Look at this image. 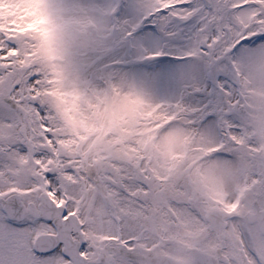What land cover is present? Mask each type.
Here are the masks:
<instances>
[{"label": "snow or ice", "instance_id": "obj_1", "mask_svg": "<svg viewBox=\"0 0 264 264\" xmlns=\"http://www.w3.org/2000/svg\"><path fill=\"white\" fill-rule=\"evenodd\" d=\"M34 3V11H21L15 20L5 23L0 18V38L7 45L0 46V61L7 62L0 63V75L8 77L7 94L0 96V119L10 123L22 114L23 105H31L34 122L40 130L36 139L42 149L35 164L43 167V155L50 154L43 145L47 143L51 149L55 140L49 112L39 101L43 73L36 71L37 65L30 62L34 56L30 51L24 52L19 72H12L13 62L21 56V51L9 31L21 36L34 33L38 38L39 53L52 70L53 79L46 84L62 85L66 76L62 67V25L46 7V0H34ZM81 3L93 17L106 19L115 26L112 32L115 38H123L109 60L141 90L133 91L129 101L149 116L165 104L169 112L183 108L181 115L187 121L184 126L198 128L213 138L205 158L221 159L235 166L246 182L260 188V198L253 203L264 209V147L254 135L247 136L246 144L237 139L253 131L249 113L253 111L251 104L255 103L257 93L264 107V0H81ZM143 90L155 95L161 103L150 104ZM43 91L56 96L65 106L66 114L78 99L75 93L53 92L48 87ZM69 95L74 97L71 102ZM172 122L169 120L165 127ZM167 155L170 163H175L182 153L170 148ZM51 162L49 159L48 163ZM43 176L42 200L48 214L18 208L10 211L0 206V264H34L37 255L52 253H60L73 264V255L62 240L56 239L50 249L38 248L33 243V235L40 226L57 232L61 221L68 225L76 219V209L69 211L72 202L63 198L55 174L45 169ZM141 187L146 196L150 194L148 185L141 183ZM33 191L28 186L12 187L0 193V199H10L13 193L27 196ZM219 197L217 190L215 199L231 216L238 203L229 204ZM253 232H259L264 239V226L249 220L241 226L236 243L247 249L253 244ZM106 239L121 242L129 257L135 254L134 232L123 241L117 235ZM89 255V245L81 240L76 246L75 259L79 264H87ZM95 264L105 261L98 258ZM193 264H210V261L194 254ZM259 264H264V260Z\"/></svg>", "mask_w": 264, "mask_h": 264}, {"label": "rangeland", "instance_id": "obj_2", "mask_svg": "<svg viewBox=\"0 0 264 264\" xmlns=\"http://www.w3.org/2000/svg\"><path fill=\"white\" fill-rule=\"evenodd\" d=\"M46 7L62 25L64 84L45 83L53 79L51 65L39 53V40L34 33L21 36L10 30L9 35L16 37L21 51V56L13 62L12 72H19L22 67L20 62L25 59L24 52L30 51L34 53L30 62L37 65L36 71L43 73L39 101L49 112L55 140L51 149L44 143L43 149L50 154H44L43 167H37L35 160L40 158L42 149L41 142L36 139L40 130L34 122L31 105H23L22 114L10 123L0 119L2 131L6 132L1 141L13 145V148L8 146L4 153H0L3 172L16 174L24 181L31 179L27 177L29 169L39 178L47 169L55 174L59 183L65 179L76 184L81 182L83 170L88 168L93 179L91 182L99 179L105 184V189L106 185H112L107 182L109 173H113L117 180L113 182H118L122 180L124 170L131 171L137 166L154 168L157 169L156 175L148 171L147 176L161 177L162 182L158 185L162 188L177 182L187 183L192 188L193 199L208 201L210 207L221 204L215 199L217 190L220 192L219 199L230 203L241 190L249 189L250 181L246 182L235 166L205 158L213 138L198 128L185 127L187 121L181 115L183 108L169 112L165 104L149 116L129 101L133 91L141 90L109 60L123 39L112 35L114 25L106 19L93 17L81 0H46ZM34 9V0H0V18L5 23L18 18L21 11ZM0 46H7L2 38ZM7 79L0 75V96L7 94ZM45 87L53 92L75 93L78 97L75 107L66 114L65 106L59 103L56 96L45 94ZM142 94L150 104L161 103L146 90ZM73 99L69 95L70 102ZM251 107L253 111L249 113V122L253 131L237 139L246 144L247 136L254 135L264 147V107L258 93ZM169 120L174 122L165 127ZM170 148L182 153L175 163L169 161L167 153Z\"/></svg>", "mask_w": 264, "mask_h": 264}, {"label": "flooded vegetation", "instance_id": "obj_3", "mask_svg": "<svg viewBox=\"0 0 264 264\" xmlns=\"http://www.w3.org/2000/svg\"><path fill=\"white\" fill-rule=\"evenodd\" d=\"M5 133L0 125V148L6 145L1 141ZM83 174L82 183L72 184L65 180L62 185L59 183L63 198L72 202L69 211L76 209V219L68 225L61 221L57 232L40 226L33 235L36 247L50 249L56 239H60L66 250L72 253L73 264H79L75 257L76 246L81 240L90 248L87 264H95L98 258H103L105 264H143L144 256L160 254L189 262L197 252L211 254L216 264H259L264 260V239L259 232L252 233L253 244L247 249L236 243L240 238V228L247 221L256 220L257 224L264 226V209L258 203H253L260 198L259 187L254 189L253 198H243L241 194L237 201L239 207L226 217L223 226L212 227L206 219L210 209L208 201L196 203L192 188L187 183L177 182L159 190L158 186L153 187L154 184L146 181L145 172L133 168L132 171L124 170L122 181L119 184L113 182L103 192V184L98 181L90 183L88 174ZM27 177L31 179L23 181L16 174L3 172L0 168V193L12 187L28 186L34 189L27 196L13 193L10 199H0V206L8 207L10 211L18 208L34 214H48L42 200L44 177L39 178L31 173ZM141 183L149 186V195H145ZM155 192H158L156 199ZM147 201L153 206L152 210L144 208ZM130 232L136 236L135 254L131 257L121 242L106 239L117 235L123 241L128 239ZM49 236L53 238L48 239ZM34 264L69 262L60 253H52L49 256L37 255Z\"/></svg>", "mask_w": 264, "mask_h": 264}, {"label": "bare ground", "instance_id": "obj_4", "mask_svg": "<svg viewBox=\"0 0 264 264\" xmlns=\"http://www.w3.org/2000/svg\"><path fill=\"white\" fill-rule=\"evenodd\" d=\"M218 160H219V163H221V164H222V161H223V160H221V159H218Z\"/></svg>", "mask_w": 264, "mask_h": 264}]
</instances>
